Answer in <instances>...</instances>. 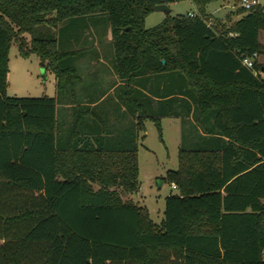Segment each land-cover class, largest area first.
I'll return each instance as SVG.
<instances>
[{
  "label": "trees",
  "instance_id": "1",
  "mask_svg": "<svg viewBox=\"0 0 264 264\" xmlns=\"http://www.w3.org/2000/svg\"><path fill=\"white\" fill-rule=\"evenodd\" d=\"M177 1L0 0V264H264V64L242 62L264 53V5L211 24L214 0H192L195 15L167 12L146 26L156 5ZM90 27L111 32L127 105L132 84L175 81L158 92L173 93L183 131L179 166L162 177L178 192L161 223L124 196L141 188L145 121L163 137L152 98L129 140L80 135L83 122L66 128L57 117L86 55L69 44H89ZM13 42L55 73L56 96L8 94Z\"/></svg>",
  "mask_w": 264,
  "mask_h": 264
},
{
  "label": "rangeland",
  "instance_id": "2",
  "mask_svg": "<svg viewBox=\"0 0 264 264\" xmlns=\"http://www.w3.org/2000/svg\"><path fill=\"white\" fill-rule=\"evenodd\" d=\"M259 1L264 5V0ZM240 6V0H214L208 5V10L212 14L208 21L211 24L217 23V18L219 20L229 19L228 22L235 21L240 17L237 13ZM195 8L196 6L190 0H180L172 4L170 14H186L192 12L193 9L196 10ZM166 15L165 11L152 12L146 18V26L152 27L158 24ZM87 33L91 37L89 44L85 46L69 44L70 47L83 49L86 55L108 50L105 43L108 42V38H112L111 36L108 37L107 34L104 37L94 27L88 28ZM260 35L264 43V31ZM259 61L264 64V53L260 55ZM55 89V73L43 67L37 55L23 57L19 52L18 43L13 42L9 52L8 94L12 96H53ZM179 125L178 120L164 119L163 137L161 138L155 122L152 120L146 122V134L140 143L139 150L141 188L139 192L124 194L126 199L146 205L151 212L152 219L157 223H161L165 217L166 197L170 193L178 192L167 181L162 186L161 180L169 169H177L179 166L181 144Z\"/></svg>",
  "mask_w": 264,
  "mask_h": 264
},
{
  "label": "crops",
  "instance_id": "3",
  "mask_svg": "<svg viewBox=\"0 0 264 264\" xmlns=\"http://www.w3.org/2000/svg\"><path fill=\"white\" fill-rule=\"evenodd\" d=\"M190 1L193 2L192 0ZM172 4L170 5L171 7ZM195 11L193 9L192 12ZM241 16L242 14H240ZM109 36H111V32L108 33ZM110 41L111 38H108V42L105 41L108 50L105 49L103 52L101 51L94 55L80 56L74 60L73 64L77 68L80 77L76 80L74 87L63 94L62 100L58 103L57 117L59 121L66 128L73 125L75 121L83 122L79 134L88 133V136L93 139L96 136L93 133L99 132L107 135L106 137L109 139L121 135L126 137V140H129L132 137L131 130L135 127L134 124L137 117L140 111L145 108V94H147L152 98L148 110L152 114L162 116V125L164 119L167 118L179 121L181 143L183 135L182 118L174 115L177 110V102L170 101L174 95L170 93L164 96L158 93L166 88L168 91L175 89V81L170 76L167 79L152 77L145 82L147 87L140 83L132 84L135 90L130 92V97L134 101H132V106L127 105L125 103V89L123 88L125 81L119 78L114 69L113 50L111 49V43L109 44ZM261 42L263 43L262 40ZM56 82L55 77L56 89L53 96H56L58 90ZM148 120L152 119H147L145 124ZM145 134L144 130L139 132V150ZM68 139V134H64L62 142L66 143ZM163 184L164 181L161 180V185L163 186ZM172 187L174 186L172 185Z\"/></svg>",
  "mask_w": 264,
  "mask_h": 264
},
{
  "label": "built area",
  "instance_id": "4",
  "mask_svg": "<svg viewBox=\"0 0 264 264\" xmlns=\"http://www.w3.org/2000/svg\"><path fill=\"white\" fill-rule=\"evenodd\" d=\"M259 3H260L259 0H240L241 6H243L246 9H251V8L257 6ZM190 14L195 15L196 13L190 12ZM259 57H260V55L258 52H254L252 55H243L242 56V62L248 68L255 69V61ZM173 186L176 187V184H173Z\"/></svg>",
  "mask_w": 264,
  "mask_h": 264
},
{
  "label": "water",
  "instance_id": "5",
  "mask_svg": "<svg viewBox=\"0 0 264 264\" xmlns=\"http://www.w3.org/2000/svg\"><path fill=\"white\" fill-rule=\"evenodd\" d=\"M155 11H165V12H171L172 7L168 4H158L155 6ZM126 29H131V27H128ZM165 62V60H163Z\"/></svg>",
  "mask_w": 264,
  "mask_h": 264
}]
</instances>
